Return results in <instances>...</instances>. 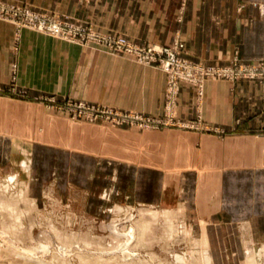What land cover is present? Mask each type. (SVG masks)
Segmentation results:
<instances>
[{"label": "crops", "instance_id": "obj_1", "mask_svg": "<svg viewBox=\"0 0 264 264\" xmlns=\"http://www.w3.org/2000/svg\"><path fill=\"white\" fill-rule=\"evenodd\" d=\"M17 1L136 42L181 40L184 55L193 60L264 58V0ZM166 80V72L154 65L0 18V85L27 93V98L0 94V156L31 170L40 150L57 147L89 158L93 173L101 171L97 164L108 163L109 180L94 173L95 187L113 182L117 192L120 173L127 200L163 207L180 202L205 220L207 244L213 243L207 264H262L264 252L225 250L222 243L229 247V241L215 238L214 229L245 226L255 236L264 224V81L212 78L202 95L182 81L175 114L197 120L196 127L138 129L102 121L77 126L34 99L71 97L158 116L165 114Z\"/></svg>", "mask_w": 264, "mask_h": 264}, {"label": "rangeland", "instance_id": "obj_2", "mask_svg": "<svg viewBox=\"0 0 264 264\" xmlns=\"http://www.w3.org/2000/svg\"><path fill=\"white\" fill-rule=\"evenodd\" d=\"M11 2H16L24 8L44 12L53 20L63 22L75 40L59 36L60 38L102 47L135 59L122 51H113L97 40L101 38L104 41L112 34L126 36L121 32L102 29L91 23L79 21L68 14L37 10L27 2L17 0ZM79 27L81 31L77 30ZM91 31L102 35L99 37L96 34L94 38L92 33L88 34ZM129 39L139 44L158 46L165 44L136 42ZM172 43H166V45ZM235 58L240 63H253L264 59L246 60L237 54L228 63L221 65L230 64ZM151 65L161 68L158 64L151 63ZM259 80L264 81V79ZM167 85L168 74L166 95ZM191 85L198 95H202L193 84ZM179 93L180 89L176 104ZM0 94L27 98L24 96L27 93L17 89L14 84L0 85ZM34 99L44 105L46 112L54 114L55 117L65 116L70 119V123L77 126L88 123L87 121H102L113 126L138 129L182 126L179 122L180 118L173 117L171 114L176 104H172V107L168 109L167 96L164 106L165 114L154 116L142 113L144 117L140 119L128 117L125 120H123V113H120L119 117L92 119L90 114H84L77 106L79 101L84 100L71 97L58 98L54 95H39ZM118 110L126 111L121 108ZM182 122H184L182 124H188V127L192 124L189 120H182ZM193 122L198 124L197 120ZM76 133L74 132L73 135ZM32 148L29 149L32 150ZM40 152L38 157L32 158L31 170L25 163L19 168L17 163L14 164L12 156H0V264H133L134 258L129 256L133 252L137 257L139 256L134 259V264H205L207 262L206 254L210 255L209 251L213 250V243L208 240L207 244L206 222L195 217V213L181 206L180 202L168 208L127 200L120 191V187H123V174H118L117 192L113 182L102 188L93 185L95 175L109 180L108 163L101 166L97 164L96 171H101L98 173L94 171V175L93 169L87 167L89 158L85 157V159L82 155L66 153L57 147L43 149ZM25 154L27 153H22L23 160ZM118 207L121 209L118 210ZM217 225L214 229L215 238L225 236L230 243L228 247L227 241L224 240L222 244L227 248L225 250L233 249L245 255L252 250L254 256L263 254L264 242L260 239L264 238L263 223L255 228L258 233L255 236L251 235L250 229L245 226L227 228ZM132 227L135 228L134 237H130L128 233ZM230 237L239 241L231 243ZM220 248L221 246L219 253L223 252ZM177 254L186 255L189 261L177 260ZM262 257L256 259L264 264V255Z\"/></svg>", "mask_w": 264, "mask_h": 264}, {"label": "built area", "instance_id": "obj_3", "mask_svg": "<svg viewBox=\"0 0 264 264\" xmlns=\"http://www.w3.org/2000/svg\"><path fill=\"white\" fill-rule=\"evenodd\" d=\"M0 18L8 19L15 22L18 27H31L40 30L45 33L53 34L64 38L75 40L63 22L53 20L44 12L36 11L32 8H24L16 2L8 0H0ZM81 28H77L80 30ZM92 33V37H96V33ZM98 34L97 36H101ZM101 45L109 46L113 51H122L134 57L136 60L143 63L158 64L168 74L167 85V105L172 107V104H176L177 95L180 89V82L186 81L193 84L200 94L204 92V83L211 78H257L264 79V59L257 60L253 63H240L237 58L227 65L221 64H207L200 61H194L189 59L183 54L185 44L181 40H175L169 45H152V44H139L135 43L129 38L121 34L110 35L109 38L101 40L97 39ZM104 43V44H103ZM81 112L84 114H90L92 119L98 117L111 118L123 113V120L129 118L140 119L143 116L140 112L130 110H118L110 105L86 103L85 101H79L77 103ZM175 109L171 113L173 117L176 116ZM180 125L187 126L188 124ZM190 127H196L193 121Z\"/></svg>", "mask_w": 264, "mask_h": 264}, {"label": "bare ground", "instance_id": "obj_4", "mask_svg": "<svg viewBox=\"0 0 264 264\" xmlns=\"http://www.w3.org/2000/svg\"><path fill=\"white\" fill-rule=\"evenodd\" d=\"M8 202H9V201H8ZM2 208H3V207H2ZM117 209L120 210L121 207H118ZM5 210H6V209H5ZM2 211H3V210H2ZM6 212H7V211H6ZM10 221H11V220H10ZM16 222H17V221H16ZM18 223H19V222H18ZM15 224H16V223H15ZM9 226H10V225H9ZM12 226H13V225H12ZM12 226H11V227H12ZM11 227H10V228H11ZM13 227H15V226H13ZM17 229H18V228H17ZM18 231H20V230H18ZM128 233H129L130 237H134V236H135V228L132 227V228L129 230ZM131 240H132V238H131ZM129 256L132 257V258H134V259L137 257V256L135 255V252L130 253ZM153 256H154V255H153ZM138 257H139V256H138ZM138 257H137V258H138ZM203 257H204V256H203ZM134 259L132 260V263H133V264H134V262H133ZM176 259H177V260H180V261H184V262L189 261V258H188L186 255H184V254H177V255H176ZM205 259H206V261H207L205 264H207V263H209L208 260L210 261L211 258H210V259H207V257H206ZM151 260H152V259H151ZM139 262H140V261H139ZM210 262H211V261H210ZM252 263H254V262L252 261ZM252 263H251V264H252ZM211 264H212V263H211Z\"/></svg>", "mask_w": 264, "mask_h": 264}]
</instances>
